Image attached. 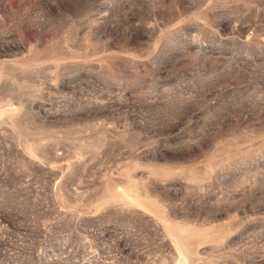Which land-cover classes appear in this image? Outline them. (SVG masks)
I'll return each instance as SVG.
<instances>
[{"label":"rangeland","instance_id":"obj_1","mask_svg":"<svg viewBox=\"0 0 264 264\" xmlns=\"http://www.w3.org/2000/svg\"><path fill=\"white\" fill-rule=\"evenodd\" d=\"M0 264H264V0H0Z\"/></svg>","mask_w":264,"mask_h":264}]
</instances>
